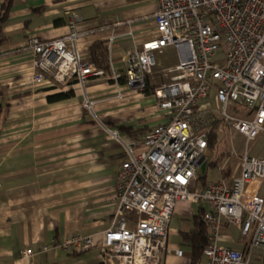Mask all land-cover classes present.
<instances>
[{"label": "crops", "instance_id": "obj_1", "mask_svg": "<svg viewBox=\"0 0 264 264\" xmlns=\"http://www.w3.org/2000/svg\"><path fill=\"white\" fill-rule=\"evenodd\" d=\"M156 9V0L12 1L0 21V264H30L21 258L28 248L34 252V264H102L101 242L113 223L115 206L109 199L116 193L117 173L130 153L143 148L146 133L171 119L157 107L152 91L178 74L175 48L155 53L149 93L111 77L124 71L135 47L160 36ZM75 15L83 33L77 39L82 60L106 75L90 78L84 86L75 79L61 86L51 77L35 87L12 86L35 71L31 38L66 36ZM96 41L107 46L108 70L91 62ZM208 97L204 109L212 108L206 107ZM231 173L221 176L231 181L240 169ZM192 204L178 202L169 225V248H180L182 255L165 251L160 264H191L182 233L190 232L197 216L210 211L209 205L195 209ZM123 216L134 217L127 212ZM221 231V243L229 248L243 250L249 242L226 220ZM172 234L180 243L171 240ZM77 235L90 237L94 246L80 253L58 245ZM44 246L48 250L41 251ZM249 264H264V250L254 253Z\"/></svg>", "mask_w": 264, "mask_h": 264}, {"label": "built area", "instance_id": "obj_2", "mask_svg": "<svg viewBox=\"0 0 264 264\" xmlns=\"http://www.w3.org/2000/svg\"><path fill=\"white\" fill-rule=\"evenodd\" d=\"M156 1L160 36L135 47L124 71L111 77L116 81L121 77L131 89L144 91L155 53L175 48L178 74L153 88L157 107L171 119L149 130L143 148L130 153L117 173L116 193L109 199L115 206L113 223L101 242L102 264H160L163 253L171 250L181 256L180 248L168 245L176 204L200 201L210 206L203 216L208 240L203 248L205 264H249L254 253L264 250V157L250 156L246 150L240 173L231 181L222 177L204 183L197 173L210 155L208 138L217 118L247 141L264 133V0ZM79 21L75 15L68 34L61 38H31L35 71L10 84L35 87L51 77L61 86L74 79L84 86L88 79L106 75L82 60L77 49V39L83 36L77 29ZM113 41L111 37L108 49ZM212 88L219 111L201 107ZM112 132L122 142L119 133ZM124 212L134 217H124ZM224 220L249 237L245 249L221 243ZM58 245L83 253L94 243L77 235ZM46 250L44 246L41 251ZM33 255L32 248L21 252L30 264Z\"/></svg>", "mask_w": 264, "mask_h": 264}, {"label": "rangeland", "instance_id": "obj_3", "mask_svg": "<svg viewBox=\"0 0 264 264\" xmlns=\"http://www.w3.org/2000/svg\"><path fill=\"white\" fill-rule=\"evenodd\" d=\"M227 50V46H224V51ZM224 52H220V56H223ZM264 62V60H263ZM206 107H215L217 111L220 110L219 105L216 103L215 90L211 89L209 97L206 100ZM219 129V128H218ZM248 151L250 156L264 157V133L260 134L257 138L247 141V138L242 134L237 133L232 127L225 124V127L218 130V140L216 141L215 147L210 151L206 163L214 161L217 159L218 155L221 153L225 154V158L221 161H217V165L211 167L206 164L203 165L198 170V178L204 177L206 182H213L221 178L222 174L227 173V169L231 168L233 173L239 172V164L241 157ZM223 170V171H222ZM202 179V178H201ZM195 209H198L200 205L206 208L208 204L205 201H200L192 204ZM171 240L178 241L180 243V238L171 235ZM187 248V247H185Z\"/></svg>", "mask_w": 264, "mask_h": 264}, {"label": "trees", "instance_id": "obj_4", "mask_svg": "<svg viewBox=\"0 0 264 264\" xmlns=\"http://www.w3.org/2000/svg\"><path fill=\"white\" fill-rule=\"evenodd\" d=\"M13 0H2L0 5V21L4 20L10 9L11 3ZM91 62L96 64L99 68L108 70L109 69V60H108V49L107 46L102 41H96L91 47ZM145 93H149L148 90H144ZM153 92V91H152ZM63 95H58L60 97ZM225 127V123L221 118H217L214 122L213 129L208 138V148L211 151L213 147H215L216 141L218 140V130L220 128ZM219 128V129H218ZM122 130L129 131L127 128H121ZM225 158V154L221 153L218 155L216 160H223ZM211 161L206 163V167L210 165L211 167L216 166L217 161ZM232 171L231 168L227 169V174H230ZM232 174V173H231ZM202 178V179H201ZM200 179L204 181V183H209L205 181L204 177ZM204 214L201 216H197L195 219L196 222L194 224V228L190 232L182 233V243L189 247L191 252L192 262L191 264H205V259L203 256V248L207 245V236H206V225L205 222L202 221Z\"/></svg>", "mask_w": 264, "mask_h": 264}]
</instances>
